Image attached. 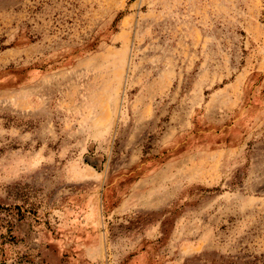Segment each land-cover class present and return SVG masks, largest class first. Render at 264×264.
Returning a JSON list of instances; mask_svg holds the SVG:
<instances>
[{"label":"rangeland","instance_id":"1","mask_svg":"<svg viewBox=\"0 0 264 264\" xmlns=\"http://www.w3.org/2000/svg\"><path fill=\"white\" fill-rule=\"evenodd\" d=\"M0 264H264V0H0Z\"/></svg>","mask_w":264,"mask_h":264}]
</instances>
